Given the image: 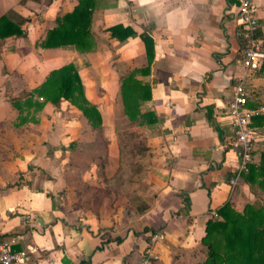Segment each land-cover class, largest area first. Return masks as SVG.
I'll return each instance as SVG.
<instances>
[{"label":"crops","instance_id":"1","mask_svg":"<svg viewBox=\"0 0 264 264\" xmlns=\"http://www.w3.org/2000/svg\"><path fill=\"white\" fill-rule=\"evenodd\" d=\"M252 2L264 16V0ZM76 4L0 0V16L12 11L28 18L21 35L0 39V239L24 252L23 264H143L151 256L154 264H198L206 255L205 224L216 209L229 202L241 210L255 199L229 144L234 128L226 105L242 83L247 106L264 108V61L255 70L240 62L235 0H105L92 13L93 50L39 46L55 18ZM116 24L135 34L118 40L108 30ZM142 32L153 40L149 64ZM68 62L101 124L91 126L60 99L46 102L38 121L15 125L9 97ZM133 69L151 92L140 108L157 120L133 125L145 149L121 183L117 132L120 120L131 122L120 75ZM250 128L251 162H258L264 122L252 119Z\"/></svg>","mask_w":264,"mask_h":264},{"label":"trees","instance_id":"2","mask_svg":"<svg viewBox=\"0 0 264 264\" xmlns=\"http://www.w3.org/2000/svg\"><path fill=\"white\" fill-rule=\"evenodd\" d=\"M104 5L105 0H77L71 11L55 18V25L47 31L38 45H72L78 52L93 50L96 41L91 31L92 13ZM11 14L12 11L0 16V39L23 33L22 24L28 18ZM108 30L111 36L120 41L135 34L130 27L121 24L110 26ZM139 36L149 64L153 58V40L144 32ZM241 42L243 47L244 41ZM137 71L133 69L120 75L121 100L124 113L132 125H147L154 123L157 116L151 110L143 111L140 108L144 101L150 99L151 92L148 84L135 77ZM60 99L68 100L76 106L91 126L101 124L100 112L87 99L77 67L72 62L51 69L39 85L24 91L20 96L9 97L10 104L17 110L14 124L38 121L37 115L44 104H55ZM253 119L264 122V114L256 115ZM119 147L122 167L124 152L121 143ZM143 149L144 145L141 151ZM242 176L249 184L255 199L246 202L241 210L235 209L229 202L216 209L215 214L205 224V234L201 241L206 246V255L198 264H264V150L260 151L258 162L246 164ZM64 264L73 263L64 259Z\"/></svg>","mask_w":264,"mask_h":264},{"label":"built area","instance_id":"3","mask_svg":"<svg viewBox=\"0 0 264 264\" xmlns=\"http://www.w3.org/2000/svg\"><path fill=\"white\" fill-rule=\"evenodd\" d=\"M235 3L236 23L244 41L240 62L245 69L255 70L264 61V16L255 13L252 0H235ZM248 99L247 88L242 83H237L226 105V114L234 128L229 144L238 150L239 172L245 170L246 164L252 160L253 132L250 123L254 116L264 112L263 107H248ZM24 257V252H12L10 243L0 239V264H23ZM155 258L156 256L145 258L142 263L154 264Z\"/></svg>","mask_w":264,"mask_h":264},{"label":"rangeland","instance_id":"4","mask_svg":"<svg viewBox=\"0 0 264 264\" xmlns=\"http://www.w3.org/2000/svg\"><path fill=\"white\" fill-rule=\"evenodd\" d=\"M117 134L118 141L122 144L124 152V162L119 170V179L121 183H124V180L127 179L136 169V166H134L135 155L137 152L141 151L144 138L140 131L135 129L133 125L125 120H120ZM99 149H101V145L99 146ZM90 152H92V150ZM91 154L92 153L87 154V156H91Z\"/></svg>","mask_w":264,"mask_h":264}]
</instances>
